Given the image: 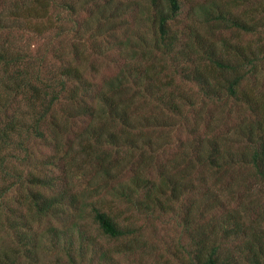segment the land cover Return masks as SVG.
<instances>
[{
    "label": "trees",
    "instance_id": "obj_1",
    "mask_svg": "<svg viewBox=\"0 0 264 264\" xmlns=\"http://www.w3.org/2000/svg\"><path fill=\"white\" fill-rule=\"evenodd\" d=\"M7 1L0 0V264H148L133 220L109 211L106 196L148 220L194 194L178 225L176 264H264V229L246 222L249 205L234 197L240 188L264 191V0H227L226 10L213 0L190 3L189 17L208 32L185 27V42L173 28L180 0H148L150 33L135 23L144 10L138 0ZM240 2L251 10L237 17L231 9ZM221 28L254 40L214 39ZM117 34L125 36L110 42ZM113 50L117 71L100 77L92 60ZM166 56L198 86L197 109L168 89L172 78L160 82ZM208 105L224 109L225 125L232 110L240 118L223 131ZM172 129L189 138L159 164ZM40 146L50 154L42 157ZM79 155L80 166L72 165ZM80 179L84 190L75 186Z\"/></svg>",
    "mask_w": 264,
    "mask_h": 264
},
{
    "label": "rangeland",
    "instance_id": "obj_2",
    "mask_svg": "<svg viewBox=\"0 0 264 264\" xmlns=\"http://www.w3.org/2000/svg\"><path fill=\"white\" fill-rule=\"evenodd\" d=\"M10 1V0H8ZM7 1V2H8ZM141 4V6H144L143 13H141V18H139L135 23L141 30H147L149 32V22L143 23V17L147 15V2L148 0H138ZM212 0H180L181 2V13L178 16L176 23L174 25V29L177 30L180 35L182 41H187V35H186V28L185 27H192L193 29L207 34L208 31L206 28V25H198L196 20L194 21L189 17V6L190 3L196 4V3H209ZM216 2V5L220 7L222 10H226L229 7V4L227 3V0H213ZM248 9L247 4L245 3H239V6L236 8L231 9V14H235L237 17H242L243 13L246 12ZM128 19L132 20V17H129ZM206 29V30H205ZM150 33V32H149ZM125 35L117 34L116 38L113 40V38H109L110 42L116 41L117 38H124ZM212 38V36H211ZM230 39L232 42H239V43H245L247 41L254 40L253 36H243L234 29H227V28H221L219 30H216L214 33V39ZM240 40V41H238ZM118 57L115 50L111 51L106 55V57H99L96 59H93L94 64L96 68L99 70V76L100 77H108L116 73L117 67H118ZM171 60L169 57H164L159 63L162 67H166V71L162 74L158 75L160 82L166 81L169 78H172L174 85L172 87H168V89L175 88L174 90L177 92H183L184 94H187V96H190L193 100L194 107L193 109H197L199 106L200 100L202 99L201 93L199 92L198 86L191 82H186L185 80L181 79L177 73L172 71V68L170 67ZM164 66H163V65ZM250 84V82H247ZM261 87V86H260ZM264 90V87L261 88ZM263 100V99H262ZM207 108L212 112L213 120L216 123V126H220L221 124V130H229L231 126H233L234 122H237L240 118V114L238 112H234L232 110V114L229 117V121H227L226 125L224 124L223 120L225 118L224 115V109H218L215 106L208 105ZM235 109V108H234ZM211 118L209 114L205 116L203 114V121L208 120ZM200 128H203V125L200 126ZM167 139H170V144L164 147L162 152L158 155V163L163 164L165 162H168L169 159H171L176 153H177V145L180 141L187 140L188 134L185 129H172L170 132L166 134ZM72 146L74 148V151L77 152L79 147L77 144V141H72ZM40 154H42V157L50 154L51 149L47 147L40 146L39 147ZM39 153V151H38ZM84 156H77L75 157V160L73 161L72 165L74 166H80ZM89 162L81 165L82 169H84V172L86 173V177H88L92 172L88 167ZM168 172L174 174V170L170 169ZM155 173V172H154ZM59 174V172H57ZM248 177V176H246ZM238 180V184H239ZM237 184V185H238ZM77 190H84L86 185L83 183L82 179L80 181H77V184L75 185ZM199 197V195L194 194L190 196H186L179 202H173L172 204V210L165 211L163 209L156 210L154 212V218L148 219L144 216L138 215L130 206L126 205L123 202H119L116 200L111 199L110 197L106 196V199H108V205L107 209L113 214H116L117 217L120 218H130L133 220L131 223H134L135 229L138 231L139 234V240L141 243L146 245V251L151 253V255L147 256L146 260L148 264H176L174 260V255L178 254L179 250V223L181 221V218L183 217L184 208L189 204L191 200H196ZM236 200H239V202H243L247 205H249V214H247L246 222L249 224H254L256 222V227L258 229H264V191L258 192L256 189H252L251 191H247L244 188H240L239 193L234 195ZM161 202L164 203L166 198L161 197ZM107 205V203H106ZM105 205V206H106ZM160 209V208H159ZM121 221V224L127 223L126 221ZM128 224V223H127ZM143 259H141L142 261Z\"/></svg>",
    "mask_w": 264,
    "mask_h": 264
}]
</instances>
